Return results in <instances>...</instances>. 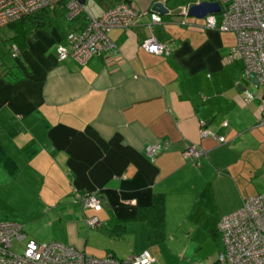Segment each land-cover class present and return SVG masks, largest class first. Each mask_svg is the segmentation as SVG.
Listing matches in <instances>:
<instances>
[{"label": "crops", "instance_id": "1", "mask_svg": "<svg viewBox=\"0 0 264 264\" xmlns=\"http://www.w3.org/2000/svg\"><path fill=\"white\" fill-rule=\"evenodd\" d=\"M103 1L85 13L94 17L118 2L147 12L156 1L169 11L191 2ZM158 16L149 27L145 15L109 29L115 48L82 65L56 59L55 46L79 29L54 23L32 28L13 62L0 57V222L31 224L22 227L26 238L97 258L147 250L153 264L213 263L221 248L216 224L244 198L237 180L252 147L241 132L248 115L258 116L256 101L243 102L240 63L224 60L232 32L204 29L202 18L187 14ZM3 28L0 40L10 37ZM150 34L169 54L140 47ZM14 67L21 76L11 81ZM199 120L225 143L199 137ZM161 141L168 145L153 159L145 154ZM187 143L205 151L198 164L182 157ZM74 191L98 193L100 210L82 209ZM155 194L163 197L162 238L148 241L147 223L135 214ZM91 214L99 220L94 229L84 223Z\"/></svg>", "mask_w": 264, "mask_h": 264}, {"label": "built area", "instance_id": "2", "mask_svg": "<svg viewBox=\"0 0 264 264\" xmlns=\"http://www.w3.org/2000/svg\"><path fill=\"white\" fill-rule=\"evenodd\" d=\"M201 1L216 2L218 10L203 16L204 29L232 32L234 44L228 50L225 62L238 61L240 76L245 81L242 100L256 101L259 118L264 117V0H191L181 6L182 15L187 8ZM62 4L65 18L74 19L84 12L79 0H0V27L17 21L42 8ZM148 17L147 27L160 23L158 14L137 10L125 2H118L97 16L85 13V25L65 34L66 44H57L54 52L56 59L62 61L69 57L79 65L84 64L92 55L112 51L115 46L106 36L111 28H127L140 16ZM147 53L169 54V48L158 42L150 34L140 43ZM18 50L10 46L9 55L16 58ZM263 87V90L260 88ZM199 137L211 136L219 144L225 143L222 136H216L206 127V122L198 121ZM167 141L149 144L144 147L147 156L154 155L167 147ZM182 157L198 164L205 151L195 144L187 143ZM73 201L82 209L97 212L101 208L99 196L94 191H74ZM88 229L99 226L95 214L84 217ZM221 248L212 264H264V192L242 199L241 205L222 215L217 224ZM12 242L17 243L16 250ZM19 243H22L21 245ZM154 256L147 250L124 259L111 255L101 258L92 257L82 250L57 241L37 242L26 238L20 224L11 221L0 222V264H153Z\"/></svg>", "mask_w": 264, "mask_h": 264}, {"label": "trees", "instance_id": "3", "mask_svg": "<svg viewBox=\"0 0 264 264\" xmlns=\"http://www.w3.org/2000/svg\"><path fill=\"white\" fill-rule=\"evenodd\" d=\"M181 3H187L189 0H180ZM85 13H79L74 19L67 20L65 18V9L62 4H56L49 7L42 8L32 14L22 17L21 19L7 24L10 37L8 38L12 45H14L18 52L20 47L25 44V36L35 27L54 23L61 27L67 25L65 31L81 29L85 25ZM42 24V25H41ZM20 71L14 67L11 72V81L19 78ZM98 195V193H97ZM135 218L146 221V238L148 241H156L162 238L163 225V197L161 194H155L152 197L151 203L148 206L139 208L135 214ZM120 222L117 223L116 228H121Z\"/></svg>", "mask_w": 264, "mask_h": 264}, {"label": "rangeland", "instance_id": "4", "mask_svg": "<svg viewBox=\"0 0 264 264\" xmlns=\"http://www.w3.org/2000/svg\"><path fill=\"white\" fill-rule=\"evenodd\" d=\"M99 1L95 0V2L97 3H99ZM180 2L181 1L178 0V3ZM181 4H184V3H181ZM95 6L98 7L97 4H95ZM96 7H94V0H88V2L84 5V10L86 9V11L88 12H96L97 10ZM173 17L182 18V16L180 15H176ZM195 20L199 21V19H195ZM4 26L0 27V35L4 33V30H5L3 28ZM10 44H11L10 40L6 39V37L1 38L0 57L2 58V60H10L13 62L14 61L13 58L11 57L9 58L8 56L9 55L8 51H10ZM243 83L245 84V81ZM260 90H263V87H261ZM255 109L256 107H254V111ZM244 124L246 127L244 131L241 132L242 134L241 137L243 138V144L245 146H251L252 148H254V150L250 148V150H247V152L245 153V156H246L245 167L246 168L244 169L243 177L237 180L238 188L241 190L242 194H244V198H246L254 194L264 192V117L259 118L256 114V117L253 119L249 117L248 115L245 119ZM253 124H254V127H251L253 126ZM248 125L251 128L248 129ZM230 190L232 192V189ZM30 225L24 224L22 225V227L25 229L26 226L30 227ZM32 227L37 228L35 225H32ZM24 229H23V232H24ZM27 236L30 238H33L30 235H27ZM33 239L38 242L41 241V239L39 238H33ZM18 248L20 247H17V243L12 242V249L17 251Z\"/></svg>", "mask_w": 264, "mask_h": 264}, {"label": "water", "instance_id": "5", "mask_svg": "<svg viewBox=\"0 0 264 264\" xmlns=\"http://www.w3.org/2000/svg\"><path fill=\"white\" fill-rule=\"evenodd\" d=\"M82 4L84 0H79ZM218 10V4L216 2H207V1H201L197 4L190 5L187 10L186 14L188 16L194 17V18H203V16L210 12H215ZM150 12H154L156 14H182L181 8L178 7L173 11H169L164 5L162 1H156L152 3L150 6Z\"/></svg>", "mask_w": 264, "mask_h": 264}]
</instances>
